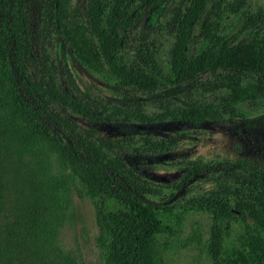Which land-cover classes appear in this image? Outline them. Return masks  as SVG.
Instances as JSON below:
<instances>
[{"label":"trees","instance_id":"1","mask_svg":"<svg viewBox=\"0 0 264 264\" xmlns=\"http://www.w3.org/2000/svg\"><path fill=\"white\" fill-rule=\"evenodd\" d=\"M70 5L0 0V70L13 110L56 141L62 161L98 200L110 240L100 264H170L173 239L193 212L210 215L212 264H264V166L247 159L190 162L177 182L154 185L116 152L154 158L170 153L176 141L145 132L139 140L101 138L54 107L104 125L200 128L242 118V106L264 96V8L249 11L247 0H86L83 12ZM230 17L246 35L237 44L228 33ZM162 33L171 40L166 63ZM54 40L82 69L106 74L119 91L150 95L188 86L177 100H159L152 113L136 102L89 99L71 78L68 88L59 83L49 53ZM206 73L212 79L199 81ZM207 93L218 95L204 100ZM194 179L215 186L178 197ZM153 198L159 203H148Z\"/></svg>","mask_w":264,"mask_h":264},{"label":"rangeland","instance_id":"2","mask_svg":"<svg viewBox=\"0 0 264 264\" xmlns=\"http://www.w3.org/2000/svg\"><path fill=\"white\" fill-rule=\"evenodd\" d=\"M249 11L264 8V0H247ZM72 9L83 12L86 0H70ZM32 16L36 18L33 9ZM227 20L233 44L246 36L241 24ZM231 22V24H230ZM226 24V23H224ZM163 62L168 61L171 40L162 33ZM58 68V80L65 88L70 78L80 93L92 100L121 105L136 102L147 112L157 110V102L177 100L188 86L160 89L147 95L117 90L106 74L94 75L77 64L70 52L54 40L49 48ZM212 79L209 73L199 81ZM218 94H205L210 100ZM13 99L0 70V264H100L109 245L98 200L87 192L62 161L55 140L26 125L13 110ZM55 109L77 125L93 129L101 138L136 140L144 132L157 139L176 141L174 149L163 156L135 158L116 152L129 166L139 170L146 181L158 186L172 185L181 169L190 162L213 163L247 159L264 166V96L255 104L242 106L244 117L221 120L192 128L165 123L153 126L90 124L58 105ZM214 183L194 179L178 197L201 195ZM148 203H159L153 198ZM210 215L190 213L181 235L173 239L170 264H212L208 255Z\"/></svg>","mask_w":264,"mask_h":264}]
</instances>
